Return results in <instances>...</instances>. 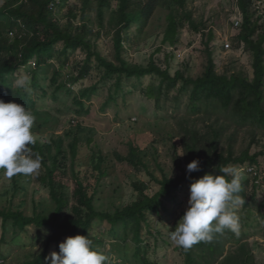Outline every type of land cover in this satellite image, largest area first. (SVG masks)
Segmentation results:
<instances>
[{"label": "trees", "instance_id": "1", "mask_svg": "<svg viewBox=\"0 0 264 264\" xmlns=\"http://www.w3.org/2000/svg\"><path fill=\"white\" fill-rule=\"evenodd\" d=\"M233 1L240 12L241 24L232 43L235 50L242 48L250 54L251 76L242 72L231 75L217 72L211 46L214 41L213 32L205 33L203 22L195 21L192 13L186 10L185 0H9L0 7V99L25 106L36 118H41L39 101L48 97L49 88L53 89L51 98L54 100L55 94L63 89L71 94L67 84L85 80L93 70L99 75L97 84L80 90L72 97L74 105L79 109L78 114L89 113L91 106L86 110L84 103L92 101L101 83L112 85L111 93L101 109L116 103V95L123 90V81L131 80L156 81L157 84H151L144 92L147 99L156 103L173 91L178 93L174 97L176 102L183 95L187 100L186 114L174 117L179 134L178 144L173 147L181 149L183 154L174 163L179 175L169 178L162 173L158 179L149 173L158 187L157 192L148 195L144 184L134 183L138 198L115 209L113 213L98 212L95 209L97 187L106 174L102 169L105 160L99 151L90 148L92 139H80V125L67 130L62 136H51L49 140L31 146L33 157L39 155L42 158V168L36 178L47 189L54 206L50 215L46 214V210L35 213L34 209L30 216L12 207H0L1 241L9 229L14 234L22 233L29 227L48 232L42 252L21 264H47L45 257H50L49 250L52 247L59 248V244L67 237L76 235H89L93 240V248L106 254L103 236L116 240L121 237L119 231L124 233V239L128 232L131 233L135 249L133 257L138 264H156L149 262L148 251L152 246L145 244L142 231L145 230L146 236L155 241L162 238L158 230L154 233L151 231V223L154 216L160 217L161 211H167L164 203L166 200L182 192L186 185L190 188L193 180L205 174H223L220 172L222 168L246 167L264 172L258 154L250 155L248 148L238 156L234 151L236 133L239 131L246 129L251 135H264V14L256 7L255 0ZM159 8L167 9L168 14L161 47L156 51L160 52L165 46L176 47L180 30L187 25L191 31L200 35L204 47L202 53L205 55V65L200 76L190 77L180 70L171 75L167 56L165 66L153 57L146 66L134 64L128 58L132 46L141 41ZM64 9L66 12L62 13ZM93 9L96 14L95 25L87 15ZM105 26L107 33L113 35L114 60L105 56L93 40ZM94 27L98 30L95 31ZM76 52L83 54L84 59L74 68L76 76L66 79L62 71L68 59L59 60V68L54 66L53 59L55 55L66 57ZM21 69L28 72L34 92H39L34 98L25 92L24 87L10 90L12 75ZM45 80H49L47 87L42 84ZM133 87L137 88L135 85ZM121 100L124 101L125 97H121ZM199 122H202V130L196 127ZM228 130L233 132L226 135ZM65 138L69 139L66 147ZM84 147L90 149L92 155L91 171L82 173L77 170V162ZM141 152L139 148L130 145L126 156L115 154V159L136 171L147 170ZM197 159L200 161V170L191 173L189 177L186 174L187 165ZM68 162L75 183L71 197L65 194L62 184L56 181L58 173L66 175ZM231 178L229 175L228 179ZM11 179L10 190L15 194L19 191L17 176ZM259 179L258 175L252 180L241 177L242 191L238 195L243 201L244 210L256 213L264 238V197L260 201L256 199V183ZM262 182L264 184V180ZM249 183L252 184L250 195L247 191ZM71 200L73 202L70 206ZM97 222L106 223V232L101 237L91 234L92 230L101 228ZM223 233L230 238L235 237L229 230ZM217 239L214 233L210 242H200L188 250L178 247L184 258L183 264H216L217 257H223V240ZM244 261L243 264H254L247 259ZM232 263L234 258L227 257L221 262Z\"/></svg>", "mask_w": 264, "mask_h": 264}, {"label": "rangeland", "instance_id": "2", "mask_svg": "<svg viewBox=\"0 0 264 264\" xmlns=\"http://www.w3.org/2000/svg\"><path fill=\"white\" fill-rule=\"evenodd\" d=\"M9 0H0V7ZM186 10L191 12L193 19L197 22H203L205 33L212 31L214 41L211 44L213 57L216 62L217 72L219 74H237L246 73L251 76V56L245 53L242 48L234 49L232 39L238 33L234 22L237 20L241 24V15L233 0H185ZM71 3V2H70ZM256 7L260 13L264 14V0H255ZM93 5V4H92ZM65 13L66 10H62ZM168 10L159 8L152 17L150 24L145 29L141 41L134 44L128 54V58L134 64L146 66L153 57L159 64L165 66V58L173 75L175 71L180 70L190 77H198L202 74L205 65V55L202 53L204 47L201 44V37L185 25L179 32V42L176 47L165 46L160 52L156 50L161 47L162 35L166 26V16ZM89 20L96 24V14L94 9L87 12ZM65 21V20H64ZM63 21V22H64ZM97 31L98 28L94 27ZM94 31V32H95ZM108 29L100 31L93 40L102 53L114 60V49L112 45V33H107ZM225 44L229 45L227 49ZM59 48V47H57ZM68 59L64 66L62 76L70 79L76 76L74 68L76 64L82 63L84 55L80 52L68 54L66 57L55 55L53 64L56 68L60 67L59 60ZM94 65V64H93ZM99 75L92 71L83 81L76 84L69 83L67 87L71 89V94L66 90L55 94L56 99L51 98L53 89L49 88L47 98L39 101V111L41 118H36L32 131L37 135V142H45L51 136H62L67 130L80 125V139L86 141L92 139V147L99 151L104 158L102 165L105 176L100 180L94 206L98 212L113 213L115 209L121 208L135 201L139 193L133 188L134 183H141L146 186V194L152 195L157 192L158 187L151 180L152 174L160 179L162 173L167 177L173 178L179 175L175 166V159L181 158V149L173 147L178 144V128L174 117L184 116L186 114V98L176 102V91L171 92L168 97L161 99L156 103L145 97V89L151 84H157L149 79H143L140 82L134 80L123 81L122 92L116 95L117 102L109 104L105 109L101 107L111 93V84H99L100 90L94 95L91 102H85V109L90 106L89 113L78 114L79 109L74 105L72 97L82 89L90 88L97 84ZM10 90H16L24 87L25 92L33 98L39 92H34L31 88L30 76L26 70L21 69L11 77ZM47 87L49 80L42 82ZM137 86L134 89L133 86ZM125 97V100H121ZM179 106V108H175ZM47 112V113H46ZM48 114V115H47ZM193 118V117H191ZM202 122L196 126L202 130ZM233 130H228L225 134L229 135ZM254 140V141H253ZM69 139L65 138L64 147L67 146ZM225 141V139H224ZM224 143V142H223ZM130 145L142 150L141 159L146 169L134 170L126 163H120L115 159V154L126 156ZM249 149L250 155L258 154V161L261 169L264 171V135H251L246 129L236 133L234 151L238 156L241 151ZM87 147H84L78 158L77 170L90 172L91 153ZM229 167L228 169L237 172L240 177L245 176L252 180L254 175L248 173L247 168ZM70 162L67 164L66 175L58 173L56 181L61 183L63 191L69 197L75 188V183L70 174ZM260 178L256 183L258 190L256 199L262 200L264 197V172L260 173ZM19 191L13 193L10 188L12 179L5 177L0 171V207H12L14 210L23 212L30 216L35 209V213L46 210V214H51L53 202L49 198L47 189L38 181L36 176L17 175L16 179ZM252 184L247 187L248 195L251 194ZM190 188L186 185L182 192L175 194L169 200H166L167 211H161L160 217L154 216L151 223V231L158 230L162 238L155 241L154 238L146 236V231H142L145 244L152 247L148 251V259L156 264H183V255L178 246L170 240V233L175 230L178 221L184 215L188 207ZM72 200L69 202L72 205ZM253 207L254 205H250ZM236 211L242 220L240 234L230 238L225 233H216L217 240L222 241L223 257H217V263L221 264L223 258H234L232 264H243L246 259L254 264H264V238L258 225L255 212H247L243 208V203L236 205ZM69 212V211H68ZM101 228L92 230V235L102 236L106 230V223L97 222ZM2 230L0 227V264H21L24 261L32 260L33 257L40 254L44 248V240L48 235L46 230H39L35 227H29L24 232L14 234L11 229L5 233V238L1 241ZM120 238L114 240L110 237L102 238L105 245L104 251L112 264H138L133 257L134 244L131 239V233L122 238V231H119ZM164 240L166 241L164 243ZM59 252V248L52 247L49 254ZM236 259V260H235ZM244 261V263H245Z\"/></svg>", "mask_w": 264, "mask_h": 264}, {"label": "clouds", "instance_id": "3", "mask_svg": "<svg viewBox=\"0 0 264 264\" xmlns=\"http://www.w3.org/2000/svg\"><path fill=\"white\" fill-rule=\"evenodd\" d=\"M35 120L25 106L0 99V171L9 179L40 174L42 158L33 157L31 150L37 143L32 131ZM199 170L200 161L193 160L186 174L190 177ZM220 172L223 174H205L190 184L188 207L170 233L174 245L188 250L200 242H210L214 233L229 230L240 234L242 225L236 205L243 202L238 195L242 191L241 177L228 168ZM45 260L47 264H110L106 254L93 248L89 235L67 237L59 244V252H52Z\"/></svg>", "mask_w": 264, "mask_h": 264}, {"label": "built area", "instance_id": "4", "mask_svg": "<svg viewBox=\"0 0 264 264\" xmlns=\"http://www.w3.org/2000/svg\"><path fill=\"white\" fill-rule=\"evenodd\" d=\"M234 25H235V27L239 28L240 27V22L237 20L236 22H234ZM225 47L228 49L229 45L225 44ZM247 171H248L249 174L254 175V177H256L258 175L257 171L254 170L253 168H248Z\"/></svg>", "mask_w": 264, "mask_h": 264}]
</instances>
